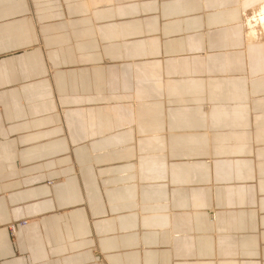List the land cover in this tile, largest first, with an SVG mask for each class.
Returning a JSON list of instances; mask_svg holds the SVG:
<instances>
[{
	"label": "crops",
	"instance_id": "1",
	"mask_svg": "<svg viewBox=\"0 0 264 264\" xmlns=\"http://www.w3.org/2000/svg\"><path fill=\"white\" fill-rule=\"evenodd\" d=\"M261 3L0 0V264H264Z\"/></svg>",
	"mask_w": 264,
	"mask_h": 264
},
{
	"label": "bare ground",
	"instance_id": "2",
	"mask_svg": "<svg viewBox=\"0 0 264 264\" xmlns=\"http://www.w3.org/2000/svg\"><path fill=\"white\" fill-rule=\"evenodd\" d=\"M244 27L248 43L259 42L264 45V3L259 4L249 17L246 16ZM212 219L214 220V216Z\"/></svg>",
	"mask_w": 264,
	"mask_h": 264
},
{
	"label": "rangeland",
	"instance_id": "3",
	"mask_svg": "<svg viewBox=\"0 0 264 264\" xmlns=\"http://www.w3.org/2000/svg\"><path fill=\"white\" fill-rule=\"evenodd\" d=\"M52 183V182H51ZM48 185L50 184V182L49 183H47ZM213 216H214V212H213V210H210L209 211V218H210V220H212L213 221ZM23 222H27L26 220L24 221V220H18L17 222H12V223H14L15 224V233L14 234H12V232L9 230V226H10V224L11 223H8L7 225H6V228H7V231H8V235H9V237H10V239L11 240H14V238H15V235H16V230H17V227L18 226H23Z\"/></svg>",
	"mask_w": 264,
	"mask_h": 264
},
{
	"label": "built area",
	"instance_id": "4",
	"mask_svg": "<svg viewBox=\"0 0 264 264\" xmlns=\"http://www.w3.org/2000/svg\"><path fill=\"white\" fill-rule=\"evenodd\" d=\"M25 221V220H24ZM27 223V222H26ZM26 223L25 222H23L22 224H23V226H25L26 225ZM9 230L12 232V234H14L15 233V224L14 223H11L10 224V226H9Z\"/></svg>",
	"mask_w": 264,
	"mask_h": 264
}]
</instances>
